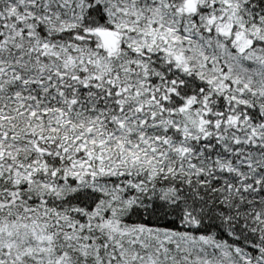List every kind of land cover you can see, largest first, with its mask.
<instances>
[{"label":"snow or ice","instance_id":"6c2138e0","mask_svg":"<svg viewBox=\"0 0 264 264\" xmlns=\"http://www.w3.org/2000/svg\"><path fill=\"white\" fill-rule=\"evenodd\" d=\"M0 264H264V0H0Z\"/></svg>","mask_w":264,"mask_h":264}]
</instances>
